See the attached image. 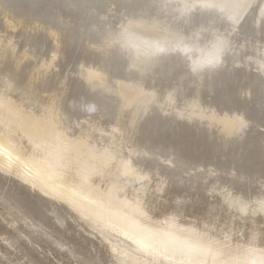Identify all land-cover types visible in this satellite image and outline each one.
Segmentation results:
<instances>
[{
    "label": "bare ground",
    "instance_id": "bare-ground-1",
    "mask_svg": "<svg viewBox=\"0 0 264 264\" xmlns=\"http://www.w3.org/2000/svg\"><path fill=\"white\" fill-rule=\"evenodd\" d=\"M8 1L14 9L7 5V21L14 14L12 10L21 6L16 0ZM8 1L0 0V4L5 6ZM28 1L36 7V0ZM59 1L68 9L53 8L51 20L57 27L48 30H53V41L57 43L59 35L66 40L73 34L83 36L94 60L87 66L81 62L77 73L81 72L85 87L101 100L105 114L111 117L118 111L111 126L105 128L89 121L82 122L80 129L90 135L101 130L118 137L141 126V144L168 149L175 156L186 155L184 147L177 146L182 137H173L182 130V124L203 131L215 128L220 137L230 140L236 148L245 145L252 132L261 138L264 152V119L248 115L245 106L230 110L212 99L218 79L236 71L243 74L236 87L239 99L249 101L255 89L264 88V0H104L102 10L93 4L85 12L80 9L84 0ZM249 15L251 18L246 20ZM13 27L8 29L14 30ZM246 27L252 29L251 35L244 32ZM0 110L7 122L10 119L19 123L22 134L28 133L25 136L34 145L39 143L33 138L39 136L48 146L47 151H54L42 161L28 157L11 138L10 130L4 129L0 131V167L31 173L37 183L45 184L47 193L69 198L76 202L74 211L89 220L94 216L102 221L101 232L109 241L114 264H264V236L252 228L232 227L215 216L204 220H187L172 214L153 218L141 199L127 196L120 180L103 176L102 181L95 177L99 172L97 166L115 159L109 150L95 152L87 140L79 138L69 141L53 122L44 117L42 122L33 120L22 114L5 95H0ZM166 131L170 136L164 141L168 144L159 136ZM61 151L80 160L67 180L64 173L56 170L63 167ZM225 158L226 154L221 152L210 161ZM117 161L121 175H129L132 170L127 160ZM229 164L234 173L237 164ZM212 169L210 172L216 175ZM230 201L233 209H241L240 213L250 203L252 209L263 205L261 199ZM113 231L123 234L131 243L118 236L112 240L109 235Z\"/></svg>",
    "mask_w": 264,
    "mask_h": 264
},
{
    "label": "rangeland",
    "instance_id": "rangeland-1",
    "mask_svg": "<svg viewBox=\"0 0 264 264\" xmlns=\"http://www.w3.org/2000/svg\"><path fill=\"white\" fill-rule=\"evenodd\" d=\"M25 1H15L21 6L12 10L15 15L7 14L11 17L9 21L5 11L9 10L8 6L12 8L10 2L5 6L0 4V95L8 97L22 114L31 119L41 121L44 117L53 122L55 129L69 141L79 138L87 140L95 152L109 150L115 159L104 166H97L99 172L95 177L102 181H105L103 176L120 180L127 196L141 199L153 218L172 214L187 220H204L215 216L232 227H249L264 236V152L258 133L251 132L245 145L236 148L232 147L230 140L220 137L215 128L203 131L182 124L183 133L178 130L173 137H182L177 146L184 147L187 157L182 153L175 156L168 149L141 144L138 141L141 126L118 137L101 130L87 134L80 129L82 122H97L106 128L113 125L118 113L116 110L111 117L105 114L101 100L85 87L81 72L77 73L83 65L92 63V53L83 42V36L78 34L67 40L59 35L55 43L53 39L56 37L50 35L53 30L48 31L57 27L51 20L54 7L51 4L42 7L40 0H36V7ZM14 23L18 25L14 26ZM9 26H14V30L8 29ZM8 39L12 42L9 40V43ZM44 59L47 62H43ZM32 74L34 79L31 80ZM212 99L223 107L255 105L253 97L245 102L238 98L236 89L227 85L218 88ZM260 99L255 102V117L264 119V96ZM48 106L52 108L47 110ZM1 112L0 131L9 129L11 138L28 157L42 161L54 153L47 151L48 146L39 136L33 138L39 143L34 145L29 136H25L28 133L22 134L19 123L10 119L7 122ZM213 134L219 136L214 137ZM221 152L227 158L211 162ZM59 156L63 167L56 170L64 173L67 180L80 165V160L63 151ZM118 158L127 160L132 170L129 175H121L117 167ZM231 162L237 164L238 171L231 172ZM210 168L215 169L216 175H212ZM44 189H47L45 184L37 183L31 173L5 171L0 167V264H114L109 241L101 232L102 221L94 216L87 219L74 211L76 202L53 196ZM237 198L251 202L261 199L263 205L252 209L250 203L249 208L240 213L241 209H233L230 204L231 199ZM112 234L109 235L112 240L122 237L131 243L117 231Z\"/></svg>",
    "mask_w": 264,
    "mask_h": 264
},
{
    "label": "water",
    "instance_id": "water-1",
    "mask_svg": "<svg viewBox=\"0 0 264 264\" xmlns=\"http://www.w3.org/2000/svg\"><path fill=\"white\" fill-rule=\"evenodd\" d=\"M22 1V0H21ZM41 1V5H42V7L44 6V5H48V4H51L54 8H60L62 11L63 10H67L68 8H66V6L63 4V2L62 3H60V1L59 0H40ZM82 1V0H81ZM85 2L83 3V4H80V9H82L84 12L89 8V7H91L93 4H96V6L98 7V8H101L100 10H102V8H104L103 7V4H104V0H84ZM24 2H26L25 0H24ZM95 6V5H94ZM73 13H75V11L74 10H71ZM251 18V15H249L247 18H246V20L247 19H250ZM198 19H196V21H197ZM247 21H245L244 23H246ZM247 35H251V32H253L252 31V29H250L249 27H246V30L244 31ZM243 76V74L242 73H240V71H236V74H232V75H226V76H223L222 75V77H220L221 79H218L219 80V82L218 83H216L215 84V91L218 89V88H220L221 86H223L226 82H229V83H226L227 84V86H231L232 88H234V89H236V87H237V85H238V83H239V79H241V77ZM258 89V90H257ZM257 89H255V92H254V94H253V98H254V100H253V103L255 104V105H249V104H246V105H238V106H234V105H230V106H228V107H225V108H228V109H233V108H238V109H241L243 106H245L246 107V112H247V114L248 115H250L251 117H255L256 116V113H255V111L257 110V108H256V101L257 100H261L260 98L262 97V96H264V88H257ZM205 96H207V95H205ZM204 96V97H205ZM144 129V131H147L145 128H143ZM161 138H162V140H163V142L164 143H166V144H168L167 142L168 141H164L165 139L164 138H166V139H168L169 138V133L166 131V133H164V134H160L159 135ZM204 148L205 149H207L208 151H209V149L207 148V147H205L204 146Z\"/></svg>",
    "mask_w": 264,
    "mask_h": 264
}]
</instances>
